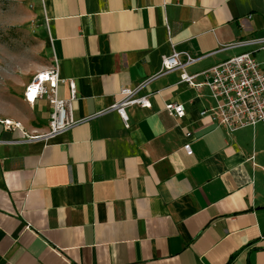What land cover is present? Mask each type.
<instances>
[{
    "label": "crops",
    "instance_id": "0c3cea01",
    "mask_svg": "<svg viewBox=\"0 0 264 264\" xmlns=\"http://www.w3.org/2000/svg\"><path fill=\"white\" fill-rule=\"evenodd\" d=\"M39 2L74 121L157 74L170 42L201 58L189 76L247 52L264 74L263 53L223 49L264 37V0ZM180 75L146 87L152 108L128 109V130L110 111L44 137L46 99L8 119L23 131L0 130V264H264V124L228 133L201 118L214 103Z\"/></svg>",
    "mask_w": 264,
    "mask_h": 264
},
{
    "label": "built area",
    "instance_id": "2783aa9c",
    "mask_svg": "<svg viewBox=\"0 0 264 264\" xmlns=\"http://www.w3.org/2000/svg\"><path fill=\"white\" fill-rule=\"evenodd\" d=\"M170 45L171 54L161 58V67L157 74L133 87H122L112 107L84 119L74 121L68 116L67 107L75 98V85L72 81L59 78L56 63L35 74L25 88L24 100L27 104L34 105L37 100L46 99L51 106L49 130L44 137H52L110 111L118 115L124 129L128 130L130 128L128 109L136 107L149 110L152 108L150 97L153 94L146 93V87L156 78L173 71H180L179 84L194 89L205 88L214 103L213 108L200 113L201 118H209L213 124L224 128L228 133L264 124V74L253 52L239 54L206 71L189 76L183 72L184 69L201 58L177 52L171 42ZM234 48H253V51L264 54V37H252L223 47V49ZM196 78H200L202 82L195 84ZM60 84L68 85L70 92L68 101L58 98ZM164 111L178 120L185 116L184 106L181 104L167 103L164 105ZM1 129L9 132L23 131L19 122L8 119H0ZM190 136V133H186L187 138ZM0 144L8 143L0 140ZM184 150L190 153L188 145L184 146Z\"/></svg>",
    "mask_w": 264,
    "mask_h": 264
},
{
    "label": "rangeland",
    "instance_id": "374dc122",
    "mask_svg": "<svg viewBox=\"0 0 264 264\" xmlns=\"http://www.w3.org/2000/svg\"><path fill=\"white\" fill-rule=\"evenodd\" d=\"M50 45L39 0H0V119L31 118L24 91L50 66ZM36 104L38 112L47 107L45 100Z\"/></svg>",
    "mask_w": 264,
    "mask_h": 264
}]
</instances>
